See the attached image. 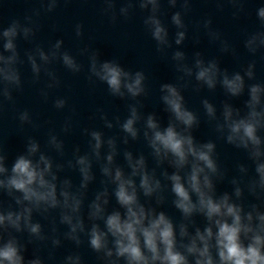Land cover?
<instances>
[{
    "label": "clouds",
    "instance_id": "1",
    "mask_svg": "<svg viewBox=\"0 0 264 264\" xmlns=\"http://www.w3.org/2000/svg\"><path fill=\"white\" fill-rule=\"evenodd\" d=\"M37 2L39 7L11 19L7 27L0 23V115L6 105L15 106L14 93L23 91L21 66L25 63L33 84L40 83L42 76L46 78L39 90L45 102L51 91L61 86L54 68L57 63L73 75L86 73L90 85H105L109 96L131 102L126 104L123 119L120 115L110 119L98 108L91 119L98 118L104 129H118L119 133L107 135L95 127L83 128L87 150L82 153L76 145L70 159H64L65 142L55 128L48 130L43 146L28 136L24 151L10 166L0 146V264H54L65 241L74 250L63 256L60 264H85L80 251L84 246L100 264H264V83H249L256 80V61L230 72L220 66L218 58L205 59L200 51L189 60L181 46L188 39L185 17L192 11L193 0H166L170 9L179 5L170 17L176 29L174 39L162 20L164 0H100V14L112 24L120 18L130 20L137 8L145 13L144 30L161 57L168 58L175 44L170 59L176 80L159 86V100L168 113L164 126L155 112L142 111L141 98L149 95L143 70L125 68L115 58L102 60L100 50L90 45L77 53L86 58L85 65L64 47L63 39L47 48L36 43L42 15L55 12L69 0ZM215 2L220 11L225 3L231 5L234 19L247 14L248 0ZM255 15L259 27L244 39V48L253 57L264 51V6L258 7ZM195 28H202L210 43H218L221 53L237 56L236 49L213 28L211 18L198 21ZM74 33L77 39L84 36L82 23L75 24ZM18 39L34 45L25 50L23 58ZM190 87L197 93L203 89L215 92L219 87L228 97L219 113L208 98H203L201 105L217 139L243 150L253 166L254 174H250L248 165H236L238 175L229 181L231 192H217V185L228 175L219 162L217 143L200 142L193 135L201 117L187 106L183 93ZM245 94L243 107L230 102ZM52 105L62 111L68 107V97L56 96ZM70 111L60 129L64 134L74 127L76 110ZM16 119L21 128L41 127L27 108L18 111ZM141 138L149 149L152 167L143 152L134 153L128 147L121 150V145ZM121 155L123 165L118 162ZM95 166L100 188L89 200L90 185L97 180ZM66 170L78 173V184L61 176ZM169 198L180 213L179 221L161 210ZM113 199L116 206H112ZM37 217L47 221V227ZM45 250L46 257L42 255Z\"/></svg>",
    "mask_w": 264,
    "mask_h": 264
}]
</instances>
